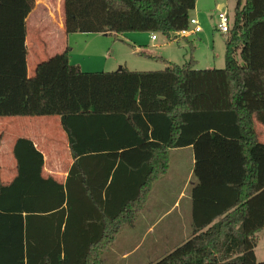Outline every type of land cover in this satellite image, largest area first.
Listing matches in <instances>:
<instances>
[{
    "label": "trees",
    "instance_id": "trees-1",
    "mask_svg": "<svg viewBox=\"0 0 264 264\" xmlns=\"http://www.w3.org/2000/svg\"><path fill=\"white\" fill-rule=\"evenodd\" d=\"M196 3L63 0L64 28L175 40ZM34 6L0 0V117L29 116L32 82L57 74L42 63L29 76ZM225 45L224 68L198 69L191 53L183 64L151 57L167 64L152 71H84L67 49L61 124L75 161L60 181L45 174L30 138L16 139L17 174L9 183L0 178V264H103L168 172L171 151L186 147L195 158L192 198L214 208L193 222L188 240L150 264H264L255 253L264 230V142L256 128L264 126V0H238Z\"/></svg>",
    "mask_w": 264,
    "mask_h": 264
},
{
    "label": "rangeland",
    "instance_id": "rangeland-1",
    "mask_svg": "<svg viewBox=\"0 0 264 264\" xmlns=\"http://www.w3.org/2000/svg\"><path fill=\"white\" fill-rule=\"evenodd\" d=\"M216 1L197 0V10L194 9L190 13L191 18L194 16V18L197 17L199 19L203 28L201 33L189 35L188 37L176 36L178 39L175 38V40H169L166 36L157 33L158 40L149 43L151 53L178 64L187 62L192 53L198 60L195 64V67L198 69L224 68L226 65V34H222L216 30L217 13L220 11L219 7H216ZM244 1L241 0V3L243 4ZM224 3L226 4L225 9L233 17L238 0H224ZM62 19V0H35L34 9L27 20L30 77H34L36 71L38 73L42 71V63L48 65L47 67L51 71L55 72L58 70V64L61 60L65 59L67 49L68 56L71 54V62H80L85 69L84 71L89 72H95L94 70L118 71L124 66L129 70L152 71L164 69L167 65L163 59H149L135 53L134 47L129 43L134 38L133 35L135 33H125L118 36L113 34L108 37H103L100 33H79L77 35H71L65 32L60 33L58 30ZM125 40L128 42L125 43ZM154 45L157 46L154 47ZM102 50H105L103 56L100 55ZM238 59L242 62L239 55ZM64 79L66 80L63 74L62 80L64 81ZM16 118L20 117H0V122L4 124L2 126L0 125V178L4 182L11 180L17 169L16 159L13 154L14 137L11 140V136H14L15 129L19 128L17 125H20H16L15 121H19L15 120ZM25 121L26 124L21 126L22 132L27 130L28 127H38V131L41 130L42 133L43 129L46 126L48 127L49 134H47L48 139L45 144L48 162L51 163L55 160V152L58 155L64 156L63 153L66 152V148L59 142L62 139L60 138L61 135L59 134L58 126L54 129L52 123L47 124L46 122L43 127L39 120H37L38 123L36 124L32 116ZM6 123H12V125H5ZM10 127L14 129L11 131ZM258 128L261 130L263 127L258 124ZM257 136L260 141L264 142V134L258 131ZM181 152H175V155ZM129 154L133 159L138 158L133 151ZM184 154L185 156L190 155L191 151L185 150ZM63 161H66L65 158H63ZM173 163H178V161L173 160ZM182 163L188 169L190 165L189 158L182 159ZM11 168H13V172ZM171 171L174 179L170 177L165 178V180L162 179L155 188L156 190L153 196L156 198L159 196L161 199H164L160 206H158V210L154 212L151 209L145 210V212L139 215L134 226H128L122 229L115 241L112 242L110 248L103 253V264H150L165 256L166 252L172 250L174 244L179 245L182 243L181 241L186 239L182 231H180L170 241L169 239L172 234L165 232V230L170 228L168 226L169 220H177L181 215L180 208L175 210L172 215L165 216L163 221L155 226L153 232L145 235L147 224L164 214V210L171 206L170 203L172 202L170 200L173 196L172 194L180 189L182 190L184 186L183 182L186 180L187 170L186 173L184 172L185 175L180 170L181 177L183 174L185 180L182 179L183 177L179 180L175 176L178 174V170ZM191 186L192 184L189 183L186 196H189ZM176 196L178 197L179 193L177 195L174 194V198ZM186 201V198L181 200L182 204L186 203ZM124 252L129 253L128 258H122ZM255 253L258 262L264 261V230L258 234Z\"/></svg>",
    "mask_w": 264,
    "mask_h": 264
},
{
    "label": "crops",
    "instance_id": "crops-1",
    "mask_svg": "<svg viewBox=\"0 0 264 264\" xmlns=\"http://www.w3.org/2000/svg\"><path fill=\"white\" fill-rule=\"evenodd\" d=\"M199 1V0H198ZM198 3H196L195 9L197 10ZM216 7H219V10L225 9L226 4L224 3V0H217L216 1ZM62 8H63V0H62ZM227 10V9H225ZM219 12V11H218ZM229 13V12H228ZM218 14V13H217ZM231 16V15H230ZM194 17V16H192ZM197 18V17H195ZM217 30V29H216ZM58 32L62 33L65 32L64 28V16L61 21L60 28ZM66 33V32H65ZM135 35L134 38L132 39L131 44L132 47H134V52L142 55L146 54L147 56H144L145 58L153 59L151 57H159L156 54L151 53V48H150V42H154L158 40L157 39L153 40L152 39V34L151 33H141V32H134ZM201 33V32H200ZM73 34H79V33H73ZM199 34V33H197ZM224 34V33H222ZM72 35V34H71ZM193 35V34H191ZM103 37H108L110 36L109 33H104L102 34ZM188 37V36H186ZM178 39V38H177ZM125 43L128 41L125 40ZM134 44V46H133ZM27 45H28V38H27ZM157 45H154L156 47ZM143 48V49H142ZM73 49V48H72ZM105 50H102L100 52V55L103 56V52ZM72 53V52H71ZM108 53V52H107ZM108 55V54H107ZM196 59V58H195ZM168 60V59H167ZM68 61L71 62V54L68 56ZM170 61V60H168ZM198 62V60L196 59ZM196 62V63H197ZM72 64H79L82 68V70H85L80 62L72 63ZM65 67V62L61 61L59 64V69L57 70V74L54 75L53 77H41L37 81L32 82L31 87H30V101H31V112H30V117L32 116L34 122L37 124V120H39L44 127L45 123L47 124L52 123L54 129L58 126L59 128V134L61 135V139L59 142H61L65 146V153L64 156L58 155L55 152V160L53 162H48V157L46 155V149H45V144L47 141V134H49V129L46 126L45 129H43V132L41 133V130L38 131V127H28L27 130L22 132V127L24 124H26L25 120H28L30 117L29 116H23L20 118H16L15 121L16 125L19 126V128L15 129L14 136H11V140L13 138V141H16L17 138L19 137H26L30 138L37 149H39L43 154H44V159H45V164H44V171L46 175H51L54 176L56 179L60 181H64L68 175V170L71 168V166L74 163V158L72 157L71 151H70V146H69V140L68 137L65 133V131L62 128L61 120L62 116L65 111V92H66V82L60 79L63 74V69ZM92 67V66H91ZM208 67V66H207ZM101 69V68H99ZM97 71V70H94ZM29 72V68H28ZM30 73V72H29ZM30 76V74H29ZM60 79V81H59ZM62 80V81H61ZM61 83V85L59 84ZM47 119V121H45ZM55 121H53V120ZM258 124H260L258 121H256V128L257 132L260 131L261 134H264V126L260 124L263 128L259 130ZM0 125H4L3 122H0ZM5 125H12V123H6ZM0 126V127H1ZM11 131L14 129L13 127H10ZM10 136V134H9ZM3 137V136H2ZM15 139V140H14ZM3 141V140H1ZM15 143V142H14ZM14 146V145H13ZM54 148H56L54 146ZM57 150V149H56ZM185 150H190L191 154L185 156ZM55 151V149H54ZM178 155H175V152H180ZM174 152V153H173ZM184 155H183V154ZM132 158V156L130 155ZM138 157V156H137ZM189 158L190 165L188 166V169H186V166L184 163H182V159ZM63 158H65L66 161H63ZM139 158L131 159L133 162H137ZM173 160L178 161V163H173ZM195 165V158H194V152L192 147H186V148H179V149H173L170 153V165L168 168V172L160 179L158 182L152 187L151 193L149 195V198L147 202L145 203L143 209L141 210V213L145 212V210L151 209V211H156L158 210V206H160L161 202L164 201V199H161L159 196L156 198L153 196L155 192L156 186L159 184V182L165 178L170 177L171 179H174V175L171 170H178V174L175 176L179 178V180L182 178L185 180L183 174L181 177L180 170L183 171V173H186L187 170V175H186V180L183 182V188L182 190L180 189L179 191L174 192L171 197V202L170 207L166 210H164V214L158 216L155 220H153L151 223L147 224V228L145 230V235L149 234L150 232H153L155 230V226L161 223L165 216L172 215L175 210L180 208L181 210V215L177 218V220H169L168 226H170L169 229L165 230L166 233L172 234L170 237V241L173 237L177 236L180 231H182V234L186 239H182L184 242L189 239L192 233V228H193V222L201 223L203 222L206 217L209 215V213L213 210L214 205L209 202V201H202V200H194L192 198V188L196 184V179H194L193 176V169ZM13 172V168H11ZM184 173V175H185ZM17 174V169L15 174L13 175V178ZM12 178V179H13ZM11 179V180H12ZM11 180L7 181L9 183ZM191 183L192 186L190 188V194L189 196H186L187 193V186L188 184ZM179 193V196L174 198V194L177 195ZM158 194V193H157ZM186 198V203L182 204L181 200ZM157 200V201H156ZM163 210V209H161ZM152 212V213H153ZM172 226V227H171ZM191 229V232H190ZM260 233V232H259ZM258 233V234H259ZM177 234V235H176ZM177 243L176 241H174ZM177 244H174L172 250L176 247ZM171 251V250H170ZM168 251V252H170ZM167 253V252H166ZM165 253V254H166ZM129 253L124 252L122 255V258H128Z\"/></svg>",
    "mask_w": 264,
    "mask_h": 264
},
{
    "label": "built area",
    "instance_id": "built-area-1",
    "mask_svg": "<svg viewBox=\"0 0 264 264\" xmlns=\"http://www.w3.org/2000/svg\"><path fill=\"white\" fill-rule=\"evenodd\" d=\"M231 22H232V17L228 13V11L225 9H221L219 13L217 14L216 29L221 33L227 34L230 31ZM202 31H203V28H202V25L199 19L193 17L190 19V27L179 32L177 35L181 37H186L191 34L200 33ZM152 39L153 40L157 39V35L153 34Z\"/></svg>",
    "mask_w": 264,
    "mask_h": 264
},
{
    "label": "water",
    "instance_id": "water-1",
    "mask_svg": "<svg viewBox=\"0 0 264 264\" xmlns=\"http://www.w3.org/2000/svg\"><path fill=\"white\" fill-rule=\"evenodd\" d=\"M120 69H121V68H120ZM120 69H119V70H120Z\"/></svg>",
    "mask_w": 264,
    "mask_h": 264
}]
</instances>
